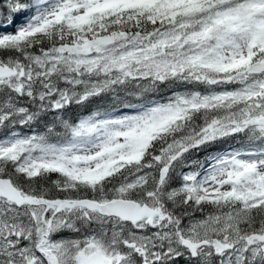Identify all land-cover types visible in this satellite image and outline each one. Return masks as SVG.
<instances>
[{"label": "snow or ice", "instance_id": "snow-or-ice-1", "mask_svg": "<svg viewBox=\"0 0 264 264\" xmlns=\"http://www.w3.org/2000/svg\"><path fill=\"white\" fill-rule=\"evenodd\" d=\"M0 264H264V0H0Z\"/></svg>", "mask_w": 264, "mask_h": 264}]
</instances>
